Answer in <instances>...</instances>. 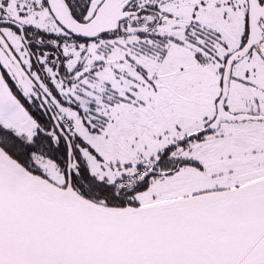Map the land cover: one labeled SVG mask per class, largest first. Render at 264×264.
<instances>
[{"label":"snow or ice","instance_id":"1","mask_svg":"<svg viewBox=\"0 0 264 264\" xmlns=\"http://www.w3.org/2000/svg\"><path fill=\"white\" fill-rule=\"evenodd\" d=\"M0 264H264V0H0Z\"/></svg>","mask_w":264,"mask_h":264}]
</instances>
